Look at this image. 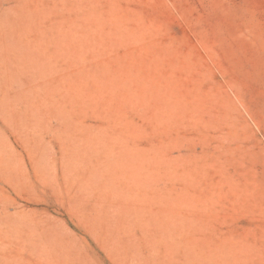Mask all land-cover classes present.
I'll return each instance as SVG.
<instances>
[{
  "label": "rangeland",
  "instance_id": "obj_1",
  "mask_svg": "<svg viewBox=\"0 0 264 264\" xmlns=\"http://www.w3.org/2000/svg\"><path fill=\"white\" fill-rule=\"evenodd\" d=\"M0 264H264V0H0Z\"/></svg>",
  "mask_w": 264,
  "mask_h": 264
}]
</instances>
